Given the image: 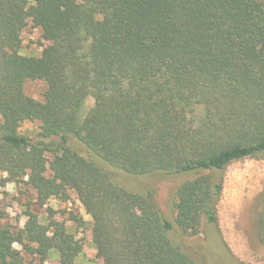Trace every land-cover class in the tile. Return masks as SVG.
Here are the masks:
<instances>
[{
    "label": "trees",
    "instance_id": "trees-1",
    "mask_svg": "<svg viewBox=\"0 0 264 264\" xmlns=\"http://www.w3.org/2000/svg\"><path fill=\"white\" fill-rule=\"evenodd\" d=\"M30 20L50 42L41 55L20 52ZM27 80L47 84L43 100ZM259 156L264 0H0V169L40 205L76 191L102 264H199L171 232L215 231L227 167ZM180 174L193 177L173 222L144 180ZM27 216L12 229L0 208V264H76L83 243L53 210ZM258 221L264 246V206Z\"/></svg>",
    "mask_w": 264,
    "mask_h": 264
},
{
    "label": "rangeland",
    "instance_id": "rangeland-1",
    "mask_svg": "<svg viewBox=\"0 0 264 264\" xmlns=\"http://www.w3.org/2000/svg\"><path fill=\"white\" fill-rule=\"evenodd\" d=\"M50 42L44 38L43 29L30 20L22 31L20 52L27 55H41ZM47 84L43 80H27L25 93L38 100L44 99ZM92 101L90 102V104ZM40 124L27 120L20 132L37 139ZM75 147L77 145L74 143ZM83 154L85 149L79 148ZM51 157V156H50ZM193 177L192 174L168 175L151 180L155 188V198L163 213L175 222L173 203L180 184ZM67 201L51 197L45 205H40L33 187L23 182L9 179V174L0 169V208L5 211L4 223L12 229L23 228L29 210L38 214L42 223H48L50 209L58 220L64 221L68 229L76 233L83 243V252L76 264H102L92 239V216L87 212L78 194L70 190ZM264 206V156L245 158L231 163L225 172L222 198L218 205L219 233L213 226L205 224L197 236H184L176 227L171 232L175 243L196 251L199 264H264V246L259 238L258 215ZM84 219L80 224L71 219L72 214ZM208 230L211 232L209 237ZM21 248L19 244L15 245ZM198 252V253H197ZM23 253L26 255L25 251ZM59 255L53 252L45 264H60Z\"/></svg>",
    "mask_w": 264,
    "mask_h": 264
}]
</instances>
